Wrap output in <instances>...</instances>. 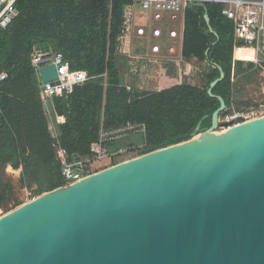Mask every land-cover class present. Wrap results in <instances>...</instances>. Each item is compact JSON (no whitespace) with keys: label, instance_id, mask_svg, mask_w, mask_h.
<instances>
[{"label":"water","instance_id":"1","mask_svg":"<svg viewBox=\"0 0 264 264\" xmlns=\"http://www.w3.org/2000/svg\"><path fill=\"white\" fill-rule=\"evenodd\" d=\"M217 98L190 138L13 202L0 264H264V115L216 130Z\"/></svg>","mask_w":264,"mask_h":264},{"label":"trees","instance_id":"2","mask_svg":"<svg viewBox=\"0 0 264 264\" xmlns=\"http://www.w3.org/2000/svg\"><path fill=\"white\" fill-rule=\"evenodd\" d=\"M133 0H15L17 14L0 29V173L6 164L21 167L22 184L41 193L63 184L29 62L34 45H52L70 68L96 75L53 96L58 140L70 154H86L99 130L144 123L139 152L176 143L202 131L219 105L225 109L256 106L249 91L264 94V62L255 64L240 48L233 22L216 2L190 4L184 15L182 52L205 60L200 83L178 82L164 70L155 80L123 75L116 65L118 36ZM204 14H207L208 20ZM224 75L207 92L210 81ZM105 72V76L101 74ZM123 76L131 84L122 85ZM141 79V80H140ZM138 80L157 85L138 86ZM105 81V85L102 83ZM264 102V97L261 99ZM260 102V103H262ZM0 176V189H3ZM7 185V184H6ZM4 192L0 194V202Z\"/></svg>","mask_w":264,"mask_h":264},{"label":"built area","instance_id":"3","mask_svg":"<svg viewBox=\"0 0 264 264\" xmlns=\"http://www.w3.org/2000/svg\"><path fill=\"white\" fill-rule=\"evenodd\" d=\"M197 2L220 3L221 13L233 22L234 36L240 48L248 50V59L255 64L264 62V0H133L125 10L124 29L118 36L119 62L127 67L126 75L139 77L142 63L149 62L150 65L162 66L178 82L192 81L196 65L184 56L182 42L185 10L190 4ZM16 14L15 0H0V29L6 27ZM29 62L37 78L38 94L55 159L59 164L62 185H68L105 166L138 155L144 144L127 138L144 136L145 125L139 122L107 129L101 127L98 138L90 144L88 153L70 154L58 140L59 128L53 114V96L74 85H82L96 75L70 68L59 50L52 45H34L29 54ZM47 64L54 65L56 77L42 81L39 67ZM181 66L188 67V71L182 72ZM105 74L103 72L101 75ZM6 75V71H0V84ZM102 83L105 85V81ZM122 85L127 90L131 88L128 79ZM259 104L263 107L258 115L261 116L264 115V102ZM250 108L242 106L237 109L232 106L226 109L221 118H218L222 129L230 122L237 124L257 117ZM102 160L104 161L101 162ZM97 162L101 163L97 165ZM31 198L33 197L27 196L26 200Z\"/></svg>","mask_w":264,"mask_h":264},{"label":"crops","instance_id":"4","mask_svg":"<svg viewBox=\"0 0 264 264\" xmlns=\"http://www.w3.org/2000/svg\"><path fill=\"white\" fill-rule=\"evenodd\" d=\"M119 50H117L116 51V53H115V56H116V65H117V67H118V70L121 72V73H123V75H125V77H126V74H127V67L125 66V64L123 63V62H119V60H120V58H119V52H118ZM188 59H190V61H193V64L194 65H196V69L194 70V71H198V74H201V75H198V74H195V72L193 71V73L195 74V77H196V79L195 80H192V81H190L189 83H200V80H201V78H202V71H203V67H205L206 66V64H207V61H205V60H203V61H199L195 56H191V57H187ZM143 64V67H142V69H140V71H139V73H141L140 75H139V77L138 78H142V80H147V79H152V80H155L156 78H158V75H159V68H160V70L162 69V66H160L159 64H153V65H155V66H153V65H150V63L149 62H147V63H145V62H143L142 63ZM129 69V68H128ZM162 70H164V69H162ZM181 71L182 72H185V71H188V67H185V66H181ZM164 72L165 73H168V72H166V70H164ZM125 77L123 76V81H125L126 82V80H125ZM172 79H175V78H172ZM141 80V79H140ZM140 80H138V86H140V84L141 83H143V85H145L144 84V82H141ZM176 80V79H175ZM193 81H195V82H193ZM124 82H122V84H123ZM157 81H156V83L154 82H148V83H146V85L144 86V87H148V86H150V85H153V86H155V85H157ZM148 85V86H147ZM5 172V173H8L9 172V174H10V181L11 182H14V183H19V184H22V182H21V179H20V172H21V167L19 166V167H13L11 164H6L5 165V167H4V169L2 170V172ZM1 172V173H2ZM2 179V178H1ZM4 182V181H3ZM6 184H8L7 182H4L3 183V186L5 185L6 186ZM1 190V189H0ZM4 201V200H3ZM1 202L0 203V209L2 210V209H4V205H5V203L4 202ZM13 202H9L8 203V205L10 206L11 204H12Z\"/></svg>","mask_w":264,"mask_h":264},{"label":"rangeland","instance_id":"5","mask_svg":"<svg viewBox=\"0 0 264 264\" xmlns=\"http://www.w3.org/2000/svg\"><path fill=\"white\" fill-rule=\"evenodd\" d=\"M195 74H198V71H195ZM195 74L192 76L191 80L196 79ZM193 82H195V81H193ZM248 95H252L253 98L256 100V103H257L256 107L253 106L254 108H250V107L249 108L251 109V111H253L254 115H257V116L260 115V113L263 110V107L261 108V106H260L261 104H259V103L262 102L261 99L264 97L263 91L259 90L258 88H254V90L248 92ZM254 117H256V116H254ZM220 118H221V116H219V119ZM221 129H222V127L220 126L216 130H221ZM127 140H131L134 142H141L142 138L140 136H131V137L127 138ZM140 153H142V152L138 151V154H140ZM103 161L104 160H102L101 162H103ZM101 162H97L96 164L98 165ZM0 176L4 182L8 183L7 186H8V190H9L8 193L6 194L4 201H3L5 203L4 209L3 210L0 209V212H1L0 214H2L5 211L14 207V205L9 206L8 205L9 202H14L15 205H18L19 202L21 203L23 200H26L27 196L35 197L38 194H40V193H37L35 191V185H33V184H19V183L17 184V183L11 182L9 172L5 173L3 171L2 173H0ZM9 188H11V189H9Z\"/></svg>","mask_w":264,"mask_h":264},{"label":"flooded vegetation","instance_id":"6","mask_svg":"<svg viewBox=\"0 0 264 264\" xmlns=\"http://www.w3.org/2000/svg\"><path fill=\"white\" fill-rule=\"evenodd\" d=\"M9 189H11V188H9ZM8 186L6 185V186H4V188L3 189H1L0 190V194H3V192H4V199H5V197H6V194L8 193ZM1 203V202H0Z\"/></svg>","mask_w":264,"mask_h":264},{"label":"bare ground","instance_id":"7","mask_svg":"<svg viewBox=\"0 0 264 264\" xmlns=\"http://www.w3.org/2000/svg\"><path fill=\"white\" fill-rule=\"evenodd\" d=\"M242 51H244L245 53H248V50H242ZM202 135V134H201ZM199 136V134H196L194 137H193V139L194 138H197Z\"/></svg>","mask_w":264,"mask_h":264}]
</instances>
